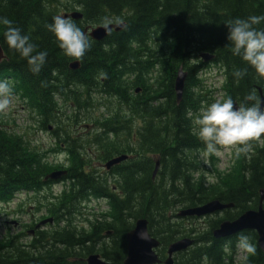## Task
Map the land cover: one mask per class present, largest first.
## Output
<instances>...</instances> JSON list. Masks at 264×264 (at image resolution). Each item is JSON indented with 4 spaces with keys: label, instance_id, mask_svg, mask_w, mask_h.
<instances>
[{
    "label": "trees",
    "instance_id": "1",
    "mask_svg": "<svg viewBox=\"0 0 264 264\" xmlns=\"http://www.w3.org/2000/svg\"><path fill=\"white\" fill-rule=\"evenodd\" d=\"M73 12L82 15L74 22L83 31L99 26L106 16L122 17L126 28L100 42L89 38L91 49L75 61L63 54L46 28L53 16ZM259 14H264V0H0V16L29 35L36 51L48 53L39 73L31 72L27 61L8 48L0 26L5 55L0 80L13 84L15 95L36 114L39 129L55 141L48 150L30 146L27 135L11 132L0 118V205L19 193H44L53 185L44 178L55 167L67 170L62 192L51 194L38 208L46 214L41 220L50 217L53 224L26 226L34 232L29 238L26 232L2 238L0 264H86L94 254L106 264H122L126 235L139 219L148 220L150 235L160 241V258L173 242L192 238L195 245L181 254L180 264H245L235 261L236 239L226 243L215 239L213 231L222 221L258 207L259 191L264 190V137L253 142L247 155H235L236 167L217 174L210 184L195 155L203 153L204 145L188 112L195 116L218 94L242 101L256 88L264 98V78L231 54L224 24ZM203 53L214 60L202 63ZM73 62H80L79 70L70 69ZM181 67L188 77L178 104L174 85ZM211 68L223 78L219 90L204 85L207 78L202 75ZM236 68H246L247 74L236 80ZM100 71L107 78H99ZM101 99L107 104L101 106L104 113L89 114L86 110ZM61 109L71 112L68 118ZM81 120L86 124L77 123ZM83 127L90 129L89 136ZM60 153H65L66 168L50 165L49 157ZM120 155L131 159L109 173L93 167L95 161L101 164ZM153 157L161 166L155 180ZM93 199L106 201L107 210L86 211ZM214 200L234 208L203 225L177 217L180 210ZM246 235L257 246V235ZM249 264H264L258 246Z\"/></svg>",
    "mask_w": 264,
    "mask_h": 264
},
{
    "label": "clouds",
    "instance_id": "2",
    "mask_svg": "<svg viewBox=\"0 0 264 264\" xmlns=\"http://www.w3.org/2000/svg\"><path fill=\"white\" fill-rule=\"evenodd\" d=\"M224 24L231 54L264 78V27H259L264 24V14L236 17ZM0 26L4 28L3 37L8 48L27 61L31 72L39 73L47 61V51H36L29 35L22 33L7 16H0ZM99 26L106 35H110L115 29L125 28L126 24L122 17L106 16ZM46 28L66 57L80 61L91 49L89 36L71 16L57 14ZM246 74V68H236L232 73L236 80ZM98 76L107 78V73L100 71ZM14 94L13 84L0 80V113L9 109ZM188 116L195 125L194 134L204 145V157L218 154L220 147L234 148L237 157L247 155L253 149V142L264 137V98L257 94L256 88H252L242 101L225 96L222 100L202 106L195 116L189 111ZM141 235L147 236L145 233ZM236 248L243 253L245 264H249V258L257 254L256 244L243 231L237 233Z\"/></svg>",
    "mask_w": 264,
    "mask_h": 264
},
{
    "label": "rangeland",
    "instance_id": "3",
    "mask_svg": "<svg viewBox=\"0 0 264 264\" xmlns=\"http://www.w3.org/2000/svg\"><path fill=\"white\" fill-rule=\"evenodd\" d=\"M202 78L207 81L204 82L206 88L213 90H219L222 84V78L214 69H208L204 71ZM214 100H221L222 97L220 94L215 95ZM107 105L104 99H101V103L95 106L94 108L87 109L89 114L94 115L95 117H99L102 113H104L101 106ZM58 106H65L63 101H58ZM114 109V106H113ZM63 111V109H61ZM62 116L67 117L71 112L69 110H64L62 112ZM0 118L2 119V124L9 128L12 132H15L20 135H27V139L25 140L30 142V146L37 147L38 149H52L55 144L51 136L42 130L39 129V120H37L36 114H34L27 106L25 99H20L19 96L15 95L12 98V103L9 109L5 113H0ZM68 118V117H67ZM78 121V120H77ZM76 121V122H77ZM68 123V120L65 121ZM77 123H82V120ZM51 127V126H50ZM52 128V127H51ZM83 132L90 135L91 131L88 127H83ZM65 145L61 144L60 149H65ZM63 151V150H62ZM202 162V171L207 176L208 182L210 184L215 183L217 174H226L233 170L236 167L237 157L235 155L234 148H224L222 147L218 154H213L212 159L209 160V157H204L202 154H195ZM50 165L52 166H62L66 165V156L62 153L55 154L49 157ZM96 162L94 166H96ZM57 169H53L52 172L62 171L58 167ZM49 173V174H50ZM198 178L199 175L194 176ZM64 186L62 184H56L52 186V188L47 189L44 193L40 195L34 193H23L16 195L11 203L5 205H0V240L4 238L6 235H17L22 232L27 233V237L32 236L30 230L28 229V225H32L34 222L39 224L47 219L41 220L42 217L46 216L45 211H39L38 208L40 204L46 202L47 199L52 196L58 195ZM51 196V198H52ZM89 212H103L106 210L107 203L102 200H93L87 203ZM49 219V218H48ZM25 238H23V242H25ZM27 241L29 239H26ZM240 255H237V259L243 258V253L240 252Z\"/></svg>",
    "mask_w": 264,
    "mask_h": 264
},
{
    "label": "water",
    "instance_id": "4",
    "mask_svg": "<svg viewBox=\"0 0 264 264\" xmlns=\"http://www.w3.org/2000/svg\"><path fill=\"white\" fill-rule=\"evenodd\" d=\"M65 16H71L72 19L76 21L83 18L78 12ZM125 28L115 29L114 32H121ZM84 32L89 36L90 39L98 42L103 41L109 36L105 34L104 29L100 26L95 28H86ZM4 58L5 55L2 47L0 46V64ZM200 58L204 63H209L214 60V56L210 54H202ZM80 67V62H73L70 64L71 70H79ZM187 76L188 74L183 72L182 68L178 71L174 87L178 104L182 102ZM126 160H128L127 156H121L109 161L105 167L107 169H111L115 165H118ZM158 168L159 163L156 165L153 178H155ZM65 175V172L53 173L46 178V181H58ZM232 207L233 205H224L220 201L216 200L209 202L207 205L202 207L183 210L178 214V217L204 218L224 210L231 209ZM148 226L149 223L147 220H138L135 223L134 229L127 234V256L123 264H175L174 256L188 250L195 243L194 240L188 238L173 242L168 246L166 259L162 261L159 259L158 253L156 251L160 247V242L151 237ZM241 231L244 233L248 231L256 233L258 238V247L264 253V190L260 191V200L257 209L246 211L233 221L222 222L219 227L213 231V237L218 240L227 239L236 236L237 233ZM142 233H145L147 236H142ZM86 262L87 264H105V262L96 255L90 256Z\"/></svg>",
    "mask_w": 264,
    "mask_h": 264
},
{
    "label": "flooded vegetation",
    "instance_id": "5",
    "mask_svg": "<svg viewBox=\"0 0 264 264\" xmlns=\"http://www.w3.org/2000/svg\"><path fill=\"white\" fill-rule=\"evenodd\" d=\"M196 222H198V221H195V223H196ZM183 258H184V257H183L182 255L177 256V257H176V263H177V264H180L181 261L183 260Z\"/></svg>",
    "mask_w": 264,
    "mask_h": 264
},
{
    "label": "bare ground",
    "instance_id": "6",
    "mask_svg": "<svg viewBox=\"0 0 264 264\" xmlns=\"http://www.w3.org/2000/svg\"><path fill=\"white\" fill-rule=\"evenodd\" d=\"M180 69H181V68H180ZM180 69H179V70H180ZM177 75H178V73H177ZM259 92H260V91H259ZM260 191H261V190H260ZM260 191H259V192H260ZM206 205H207V204H206ZM203 206H205V205H203ZM200 207H202V206H200ZM197 208H198V207H197ZM192 209H193V208H192Z\"/></svg>",
    "mask_w": 264,
    "mask_h": 264
}]
</instances>
